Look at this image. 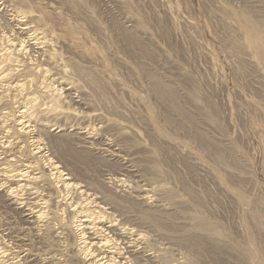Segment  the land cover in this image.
Masks as SVG:
<instances>
[{
  "label": "rangeland",
  "instance_id": "374dc122",
  "mask_svg": "<svg viewBox=\"0 0 264 264\" xmlns=\"http://www.w3.org/2000/svg\"><path fill=\"white\" fill-rule=\"evenodd\" d=\"M2 1L0 166H30L38 179L17 199L46 204L31 229L0 200L6 247L24 245L0 264H87L70 223L95 207L58 191L46 158L100 197L138 252L128 264H264V0ZM11 11L43 56L10 47Z\"/></svg>",
  "mask_w": 264,
  "mask_h": 264
},
{
  "label": "bare ground",
  "instance_id": "6f19581e",
  "mask_svg": "<svg viewBox=\"0 0 264 264\" xmlns=\"http://www.w3.org/2000/svg\"><path fill=\"white\" fill-rule=\"evenodd\" d=\"M5 8V3L0 0V19L5 17ZM10 16L12 18L11 23H14L12 25L13 31L15 30V33L17 34V37L14 40L9 41L10 47L13 48V51L19 53L24 50L35 54L36 56H43V46L46 43L45 38L33 33L31 34L28 27H23L25 26V20L20 19L15 11H11ZM10 58L11 56L8 48L0 51V86L4 82H7V70L5 69V66ZM35 70L37 73L43 75L40 84L49 81L46 84V86L52 88V90L49 91L57 92V87L55 86L56 80L49 77L50 75H48V71L43 68V65L37 64ZM14 83L15 84L10 83L8 85L9 89L20 88L23 86L22 83ZM24 101L26 104L31 105L34 103L35 99L27 94L25 95ZM24 108H26V106H24ZM32 119L33 116L28 114V109L26 108L16 117L15 123L20 131L27 132V130L32 127L31 124L35 123ZM41 127L42 126H39L37 129L41 131ZM56 130L57 129L51 131L56 133ZM31 143L36 153H40L44 149V144L41 142L40 137L35 138V140L32 139ZM107 150L113 153L111 148L108 147ZM45 161L50 167L49 175L55 176V183L58 191L65 192L66 194V192L74 189L79 193L81 200L85 202L86 205L93 204L95 207L94 209H89L78 206V208L74 210L75 216L70 223L71 228L76 231L78 236L80 256L84 259V262L87 264H128L130 260L136 258L138 252H135L127 238L123 236L115 224H113V221L109 220L110 218L108 216L101 213L100 197L89 189L71 182L69 176L63 173L58 167V164L53 162L51 158H46ZM29 169L30 166L12 170L7 168V164L0 166V200L6 209L12 210L20 217L23 226L35 229L42 227L41 223H43L45 212H43V207L41 206L46 204V201L40 199L33 203H25L17 199L19 192L26 188H30L28 184L33 183L38 179L36 174H32ZM47 201L50 202L51 198L47 199ZM51 202L53 203V201ZM70 204H72L71 201L68 205ZM5 237L0 232V262L11 261L17 256V254L14 256L15 253L13 254L10 251L12 248L15 250L16 248L22 249V247H24L22 242L17 240L14 241L15 246L8 249L5 245L7 242V238L5 239ZM34 237L36 238V234ZM140 240H142V235H136L134 242L140 243ZM9 241H12V239H9ZM27 252L28 251L24 250V253L27 254ZM41 260L42 259L39 258L35 264H39Z\"/></svg>",
  "mask_w": 264,
  "mask_h": 264
}]
</instances>
